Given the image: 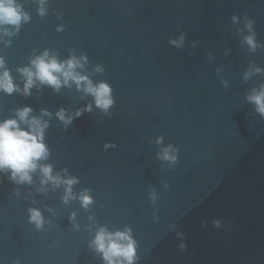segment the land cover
<instances>
[{
	"label": "water",
	"instance_id": "water-1",
	"mask_svg": "<svg viewBox=\"0 0 264 264\" xmlns=\"http://www.w3.org/2000/svg\"><path fill=\"white\" fill-rule=\"evenodd\" d=\"M17 3L30 19L0 35L14 83L45 50L85 56L77 71L108 83L114 104L105 112L75 83L0 91V121L31 107L48 122L38 163L77 181L65 202L39 168L31 184L0 173V264H105L91 246L100 227L131 229L136 264H264V116L247 99L264 86V0H46L44 15L39 0ZM87 105L70 124L56 116ZM169 145L175 161L162 159Z\"/></svg>",
	"mask_w": 264,
	"mask_h": 264
},
{
	"label": "clouds",
	"instance_id": "clouds-1",
	"mask_svg": "<svg viewBox=\"0 0 264 264\" xmlns=\"http://www.w3.org/2000/svg\"><path fill=\"white\" fill-rule=\"evenodd\" d=\"M40 15H44L46 9L44 4L46 0H39ZM30 19L28 13L23 10L22 5L17 0H0V35L11 36L14 34L8 27L11 26L15 30H19L22 23ZM233 21H237V17L233 16ZM253 20H247L245 27L249 35L245 37V43L250 50H255L260 45L256 42L255 32L253 31ZM60 30V29H58ZM184 37L179 40H171L170 43L179 46L183 42ZM86 57L77 58L71 56L66 61H59L54 55H50L45 50L41 55L31 60V66L18 69L24 77V86L21 89L14 83L10 70L5 67L3 57H0V91L11 95L14 92L22 91L23 95L31 94V89L39 81L59 90L63 86H71L75 83L78 90H83L86 94L94 97L96 107L105 112L114 104L111 95L112 89L106 82L93 84L87 75H82L77 71L83 68ZM97 71H102L101 67ZM254 71L259 72L261 69L256 68ZM251 73L245 74V79ZM250 103L255 105L256 111L264 116V86L259 90L253 89L252 93L247 96ZM92 106L87 105L82 110H77L74 114H68L66 109H59L56 113L58 119L66 125L70 124L73 118H78L84 111H91ZM32 108L25 106L16 109L15 118H9L0 121V173L7 172L9 179L16 183H32V175L39 168L42 178L41 184L45 185L52 182L54 185L64 184L65 202L72 198L71 186L76 183V178H62L59 174H52L51 165H41L38 162L48 157V148L44 143V131L48 127V122L42 117L31 116ZM50 116L51 113L42 110V116ZM162 141V137L157 141ZM109 145H105L107 148ZM114 146V145H113ZM175 150L169 145L163 150L162 159L175 161L176 156L173 154ZM80 200L84 207L92 203V198L87 194V190L81 194ZM74 215V214H73ZM29 220L34 223L37 228L42 227L44 218L41 211L37 208L29 209ZM216 227L220 226V221H215ZM91 246L101 254L105 264H136V241L132 236L131 229L125 228L123 231L109 232L106 228L100 227L91 242ZM186 245L181 244L183 250Z\"/></svg>",
	"mask_w": 264,
	"mask_h": 264
}]
</instances>
